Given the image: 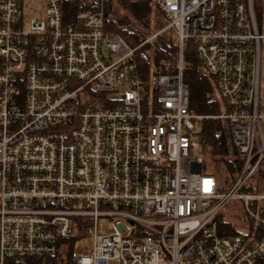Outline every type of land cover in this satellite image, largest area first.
Listing matches in <instances>:
<instances>
[{
	"label": "built area",
	"instance_id": "obj_1",
	"mask_svg": "<svg viewBox=\"0 0 264 264\" xmlns=\"http://www.w3.org/2000/svg\"><path fill=\"white\" fill-rule=\"evenodd\" d=\"M23 1L0 0V264H264L256 0H151L178 51L176 73L149 80L135 56L152 38L133 48L108 33L111 0H82L91 10L46 0L27 27ZM187 41L217 116L191 108ZM206 119L229 125L242 161L234 181L204 171ZM228 206L244 235L219 234ZM82 239L91 251L76 254Z\"/></svg>",
	"mask_w": 264,
	"mask_h": 264
},
{
	"label": "trees",
	"instance_id": "obj_2",
	"mask_svg": "<svg viewBox=\"0 0 264 264\" xmlns=\"http://www.w3.org/2000/svg\"><path fill=\"white\" fill-rule=\"evenodd\" d=\"M121 2L128 14L127 17H116L111 7L108 6L105 15V30L121 36L128 45L136 48L143 43L145 35L134 29L129 18H133L134 23L141 25L146 31L149 30L150 26L146 18L150 9L148 3L151 4V0L135 3L121 0ZM68 6L76 10L95 8H87L82 0H73V3L69 2ZM255 8L257 9L256 2ZM168 34L170 35L168 38L164 35L157 36L155 44L148 43L136 52L135 60L141 78L149 80L153 76L176 73L178 40L172 32L167 31L166 35ZM185 47L184 77L192 89L191 108L198 114L217 116L221 113V109L214 96L213 80L203 74V65L195 52L193 43L187 41ZM199 137L203 142L205 155L204 171L213 173L220 179L234 181L236 169L241 166L242 161L234 145L229 125L218 119L203 120ZM219 173H222L223 177ZM215 224L221 236L244 235L232 221L225 219L222 214L218 216Z\"/></svg>",
	"mask_w": 264,
	"mask_h": 264
},
{
	"label": "rangeland",
	"instance_id": "obj_3",
	"mask_svg": "<svg viewBox=\"0 0 264 264\" xmlns=\"http://www.w3.org/2000/svg\"><path fill=\"white\" fill-rule=\"evenodd\" d=\"M130 2H142V1H148V0H127ZM121 0H111L108 4H106L105 6V13L107 12V7H111V9L114 12V15L117 17H127V13L125 11V9L123 8L122 4H121ZM257 3V12L258 13H262L263 16V34H264V0H256ZM149 5V11H148V15L146 18V22L147 24H149L150 29L146 31V29H144L141 25H138L137 23H134L135 21L133 20V18H129L131 21V25L134 26V29L136 31H141L144 35H145V40L147 39H151V42L149 44L153 45L155 44L156 38L159 35H164L166 36V38L170 37V35H166L167 31H165L166 26H167V22L165 20V18L163 17V15L155 8L152 6V4L148 3ZM45 8H46V0H24L23 1V18H24V22H25V26L27 27L29 24V20L36 17V18H41L44 15L45 12ZM144 40V41H145ZM143 41V42H144ZM262 87L264 89V54H263V60H262ZM214 87V86H213ZM120 90H122L121 87H119ZM262 89V91H263ZM215 91V89H214ZM263 94V92H262ZM214 96L217 99V96L214 92ZM113 97V96H110ZM219 103V107L221 109V105L220 102ZM216 168V167H215ZM220 170V169H219ZM221 172V171H218ZM221 177H223L222 173ZM0 190H1V184H0ZM235 210V208H234ZM233 210V211H234ZM222 216L227 219V220H231L233 219L232 216V212L230 210V207H226L223 211H222ZM108 224V220L107 219H101L99 221V226H98V232L101 235H108L111 231L107 226ZM242 233H247V229H241ZM92 248V245L90 244L88 239H82L76 242L73 252L76 254H85V253H90Z\"/></svg>",
	"mask_w": 264,
	"mask_h": 264
}]
</instances>
